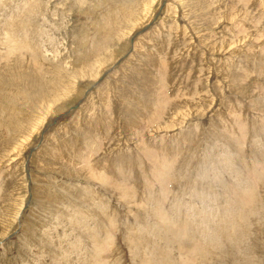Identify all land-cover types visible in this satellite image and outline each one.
<instances>
[{"label":"rangeland","instance_id":"obj_1","mask_svg":"<svg viewBox=\"0 0 264 264\" xmlns=\"http://www.w3.org/2000/svg\"><path fill=\"white\" fill-rule=\"evenodd\" d=\"M143 263L264 264V0H0V264Z\"/></svg>","mask_w":264,"mask_h":264},{"label":"bare ground","instance_id":"obj_2","mask_svg":"<svg viewBox=\"0 0 264 264\" xmlns=\"http://www.w3.org/2000/svg\"><path fill=\"white\" fill-rule=\"evenodd\" d=\"M119 113H120V112H119ZM178 136H179V135H178ZM187 136H188V134H187ZM175 139H176V138H175ZM177 141H178V140H177ZM173 143H174V142H173ZM177 143H179V142H177ZM145 148H146V147H145ZM142 150H144V149H142ZM100 151H101V150H100ZM145 151H146V150H145ZM150 157H151V156H150ZM106 163H107V162H106ZM127 175H128V174H127ZM159 175H160V173H159ZM162 175H163V174H162ZM163 176H164V175H163ZM163 176H162V177H163ZM104 179H105V177H104ZM126 179H127V178H126ZM100 181H101V180H100ZM107 183H108V182H107ZM107 183H106V184H107ZM194 183H195V182H194ZM195 193H196V192H195ZM107 201H108V200H107ZM151 204H152V203H151ZM180 204H181V203H180ZM104 208H105V207H104ZM104 210H105V209H104ZM104 210H103V211H104ZM102 213H103V212H102ZM105 215H106V214H105ZM55 229H56V228H55ZM48 234H49V233H48ZM107 236H108V235H107ZM47 237H48V235H47ZM52 243H53V242H52ZM51 245H52V244H51ZM56 248H57V247H56ZM113 249H114V248H113ZM24 253H25V252H24ZM51 256H52V255H51ZM142 258H143V257H142ZM121 259H122V258H121ZM121 259H120V260H121ZM132 260H133V259H132ZM134 260H135V259H134ZM143 261H144V260H143ZM139 262H141V261H139ZM151 262H152V261H151ZM111 263H113V262H111ZM143 264H144V263H143ZM146 264H147V263H146ZM149 264H150V263H149ZM192 264H197V263H192Z\"/></svg>","mask_w":264,"mask_h":264}]
</instances>
